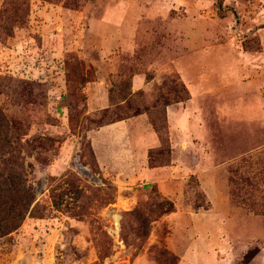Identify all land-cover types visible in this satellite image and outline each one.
<instances>
[{"label": "rangeland", "instance_id": "374dc122", "mask_svg": "<svg viewBox=\"0 0 264 264\" xmlns=\"http://www.w3.org/2000/svg\"><path fill=\"white\" fill-rule=\"evenodd\" d=\"M0 112V264H264V0H0Z\"/></svg>", "mask_w": 264, "mask_h": 264}, {"label": "trees", "instance_id": "16d2710c", "mask_svg": "<svg viewBox=\"0 0 264 264\" xmlns=\"http://www.w3.org/2000/svg\"><path fill=\"white\" fill-rule=\"evenodd\" d=\"M7 131L5 119L0 112V149L8 145ZM0 162L4 166V161ZM2 171L3 173L0 171V238L20 225L33 198L15 168L3 167Z\"/></svg>", "mask_w": 264, "mask_h": 264}, {"label": "built area", "instance_id": "2783aa9c", "mask_svg": "<svg viewBox=\"0 0 264 264\" xmlns=\"http://www.w3.org/2000/svg\"><path fill=\"white\" fill-rule=\"evenodd\" d=\"M111 237L113 238V241L116 243V241L118 240V233H117L115 227H114V229L112 230Z\"/></svg>", "mask_w": 264, "mask_h": 264}, {"label": "crops", "instance_id": "0c3cea01", "mask_svg": "<svg viewBox=\"0 0 264 264\" xmlns=\"http://www.w3.org/2000/svg\"><path fill=\"white\" fill-rule=\"evenodd\" d=\"M121 124V123H120ZM117 126H119V125H117ZM108 128H110V127H108ZM101 132V131H100Z\"/></svg>", "mask_w": 264, "mask_h": 264}]
</instances>
